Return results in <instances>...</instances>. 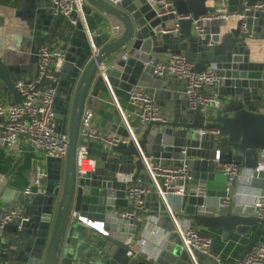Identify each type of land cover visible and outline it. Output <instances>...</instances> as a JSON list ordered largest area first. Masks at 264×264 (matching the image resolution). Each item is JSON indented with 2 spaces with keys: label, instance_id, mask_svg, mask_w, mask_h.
<instances>
[{
  "label": "water",
  "instance_id": "1",
  "mask_svg": "<svg viewBox=\"0 0 264 264\" xmlns=\"http://www.w3.org/2000/svg\"><path fill=\"white\" fill-rule=\"evenodd\" d=\"M170 1L166 10L174 12L158 16L156 6L147 0H122L118 6L105 0H84L82 18L72 12L70 19L75 22L71 23L53 15L50 0H0L2 22L16 18L20 28L17 45L0 51V95L7 92L13 103H19L21 96L14 84L37 73L40 46L60 43L65 61L54 79L44 84L56 91L52 104L55 131L67 134L64 157L45 158L42 193L11 188L9 173L0 180V217L19 208L16 216L0 226V264H83V252L89 245L78 242L77 221H68L70 211L88 221H102L107 231L98 239L89 238L94 247H90L88 264H192L174 232L152 255L135 260L126 255L128 239L137 236L141 224L131 226L135 222L121 218L117 211L131 206L126 188L132 182L148 180L140 152L152 164H178L187 157L192 178L184 184L180 216L207 230L211 252L218 231L223 239L229 233H251L239 257L260 242L264 214L258 216L255 207L246 203L221 204L225 189L210 185L219 165L255 167L258 152L264 150V60L253 59L250 37L240 28L245 23L252 35L264 40V11L250 9L264 0ZM221 3L228 14L241 13L244 18H236L234 26L226 30L223 27L228 20L202 21L204 31L197 34L192 22L217 14ZM186 14L188 19H176ZM111 18L122 25L118 36L111 33ZM100 25L105 30L98 31ZM160 54H183L197 72L212 69L219 78L215 84L218 106L190 109L179 96L181 90L171 85L174 77H151ZM139 81L150 82L152 87L145 88L148 93L158 89L154 95L163 101L160 107L166 120L139 127L136 146L128 139L118 114L98 110L100 129L116 133L121 141L110 147L84 141L87 154L96 156L98 163L92 171L76 177L75 150L85 105L99 91L109 92L117 103L128 100ZM257 176L251 184L262 186L264 171ZM234 194L232 186L229 195ZM215 196L220 199L217 205L207 203ZM144 198L145 205L149 199L158 204L153 191ZM25 216L28 218L23 220Z\"/></svg>",
  "mask_w": 264,
  "mask_h": 264
},
{
  "label": "built area",
  "instance_id": "2",
  "mask_svg": "<svg viewBox=\"0 0 264 264\" xmlns=\"http://www.w3.org/2000/svg\"><path fill=\"white\" fill-rule=\"evenodd\" d=\"M84 0H50L51 11L53 15L62 16L69 19L71 23L75 20L70 19V14L74 12L78 18H82V4ZM113 6H118L122 0H105ZM156 6L158 16L174 12L167 11V7L171 5L170 0H147ZM252 10L264 11V3L257 2L250 7ZM163 10V11H161ZM243 19L241 13L228 14L224 4L218 5L217 14L199 17L192 22L194 31L202 35L204 27L202 21L224 19L229 17ZM189 15L177 16L176 19H188ZM174 26H177L174 24ZM241 31L252 37L249 27L242 23ZM98 31L105 30L100 25ZM122 31L120 23L112 25L111 33L118 36ZM92 53L96 52V48L91 44ZM66 52L60 43L44 44L38 50V66L37 73L32 75L25 81H17L14 84L15 89L21 96L19 103L0 101V143L12 147L19 138H24L33 149L42 153L45 157L51 156L55 158H63L66 152L67 134H59L55 131V118L53 111V99L56 94L55 88L44 84L47 80L54 79V73L60 71L65 61ZM193 63L190 62L183 54H168L165 58L155 62L152 74L159 77H174L182 84V96L187 102L190 109L197 106L207 108L215 101V95L205 91L207 87L214 86L219 82V78L210 68L202 71H195ZM120 116L122 126L128 135V139L132 140L137 146L136 131L139 127H144L149 121H165L166 117L162 114L160 104L154 94L145 91V88L139 82L133 86L129 92L127 103L129 105V113L121 109L119 103L112 98ZM94 112L92 108L85 105L79 125L78 140L75 150V175L79 177L86 172H90L97 166V160L92 155L87 154L84 141L98 142L104 147L116 145L121 141V137L116 133L103 132L93 122ZM137 119V125L132 126L129 116ZM203 133L205 130L198 129ZM216 134L217 131L211 130ZM185 148L181 150L185 154ZM143 171L147 175V182H132L126 188V197L130 200V208L121 207L117 214L128 221L141 224L140 231L136 237L128 239V249L126 255L130 259H137L140 256L152 255L154 252L149 251L147 242L154 235L157 224L169 225L168 234L174 232L183 249L186 251L188 258L192 264L197 263V254L207 255L215 261L216 264H264V243H257L242 257L234 261H228L221 258L217 254L210 251V236L194 226L190 220L182 218L180 213L172 211L165 199L167 193L183 195L185 181L192 178L187 157L181 159L178 164H162L150 163L140 152ZM218 158V151H216ZM219 170L226 176L225 191L227 195L222 199L221 204L227 205L232 197L230 192L232 186L238 187L235 191L243 200L249 201L256 209L258 216L264 214V178L262 186L256 191L251 190V180L257 178V173L264 171V150H260L257 156V164L255 167L245 168L235 164L219 165ZM44 172L40 166L36 165L34 169L33 188H26L25 193H42ZM155 192L158 199L164 206V215L167 219L161 221L159 215H147V208L144 204L145 195L149 192ZM19 213V208L15 207L0 217V226L6 221L11 220ZM28 217H22L26 220ZM76 220L81 223H88L92 227L107 234L102 230V221H86L84 217L73 211L69 212L68 221Z\"/></svg>",
  "mask_w": 264,
  "mask_h": 264
},
{
  "label": "crops",
  "instance_id": "3",
  "mask_svg": "<svg viewBox=\"0 0 264 264\" xmlns=\"http://www.w3.org/2000/svg\"><path fill=\"white\" fill-rule=\"evenodd\" d=\"M227 26L223 27V30H226L232 26H234L236 18L231 16L227 18ZM112 25L118 24L116 20L111 18ZM0 51H9L13 49L17 43H18V37H20V28L18 25V22L16 18H13L11 22L4 21L2 22L0 18ZM248 44L253 51V59L257 61H263L264 60V40H260L256 35H253L248 39ZM168 54H160L158 57L159 59L165 58ZM151 77L154 76L152 73ZM28 78V77H27ZM140 84L144 86V88L152 87L150 82L147 81H139ZM173 87L182 90V84L180 81L175 80V83L173 82L171 84ZM157 88H153V93L156 94ZM208 93H211L215 95V101L209 105L206 109L209 107H217L219 104L218 100V94L216 92L215 85L207 87L205 89ZM180 98H183L182 92L179 94ZM0 101L4 102H12V96L8 94L7 92H3L0 95ZM158 103L161 105L163 101L161 99L157 98ZM90 108H92L94 115H93V122L95 125L99 127V122L101 117L98 115V110H105L112 114H117V109L113 103L112 97L109 94V92L99 91L97 96L94 98L89 99L88 104H86ZM122 110H124L126 113H129V105L127 103V100H121L119 103ZM132 122V126L137 125V119L134 116H129ZM100 128V127H99ZM96 158V156H93ZM45 156L40 153L39 151L32 148V146L25 141L24 138H19L14 146L11 148H8L0 143V180L4 181V175L8 174L7 183L11 188L19 189L21 191H24L26 188H33V177H34V169L35 166L38 165L43 170V172H46L45 167ZM17 160V161H16ZM97 163L98 159L96 158ZM17 164L15 165V163ZM100 164V162H99ZM15 165V168L12 172H10L11 168ZM45 182L44 178L41 181V184ZM139 182V181H136ZM225 182H226V176L220 172L219 170L215 172V181L211 183V187L216 189H225ZM250 189L256 191L261 186L257 185H250ZM238 187L235 188V191H237ZM180 198L181 195L177 194H171L167 193L165 195L166 202L169 206V208L176 212L180 213L179 204H180ZM220 199L218 197H212L207 199V203L212 205H217L219 203ZM232 202H239V203H246L247 205H252L249 201L243 200L240 196L237 194L232 196L231 199ZM146 208H147V215H159L161 216V221H165L167 223V219L164 215V206L162 202L158 199V204H155V201L152 199H149L146 201ZM253 206V205H252ZM84 217V216H82ZM85 218V217H84ZM87 221V218H85ZM90 223L93 224V221L91 220ZM76 228L78 231V242L84 241L85 244L89 245L88 250H85L83 252V255L86 257L82 259L83 264H88V262L92 259L88 253L91 251L90 247H94V241H89L90 239H98L100 238L101 234H103L101 231L97 230L96 228L92 227L88 223H81L76 222ZM169 225H161L157 224V227L155 228V234L152 235L147 242V247L149 251L157 252L160 249V245L162 242L167 240L171 235V233L168 234ZM253 228V227H252ZM202 232H207V230L203 228H198ZM102 230L106 231L104 229V223L102 226ZM253 230V229H252ZM140 231V230H139ZM117 233H120L118 231ZM214 240L212 245V252L214 254H217L223 259H226L228 261H234L235 259L239 258L240 254L243 251L244 245L248 242L250 239L251 233L248 235H238L236 233H229L225 239L222 238L220 231L214 232ZM177 236V235H176ZM261 243H264V230L261 235L260 239ZM96 251V248H91ZM201 264H216L213 259L210 257H201L200 258Z\"/></svg>",
  "mask_w": 264,
  "mask_h": 264
},
{
  "label": "rangeland",
  "instance_id": "4",
  "mask_svg": "<svg viewBox=\"0 0 264 264\" xmlns=\"http://www.w3.org/2000/svg\"><path fill=\"white\" fill-rule=\"evenodd\" d=\"M200 255H201V254H199V253L197 254V258H198V259H200V257H201ZM200 264H201V262H200Z\"/></svg>",
  "mask_w": 264,
  "mask_h": 264
},
{
  "label": "trees",
  "instance_id": "5",
  "mask_svg": "<svg viewBox=\"0 0 264 264\" xmlns=\"http://www.w3.org/2000/svg\"><path fill=\"white\" fill-rule=\"evenodd\" d=\"M130 122H131V119H130ZM132 123V122H131Z\"/></svg>",
  "mask_w": 264,
  "mask_h": 264
}]
</instances>
